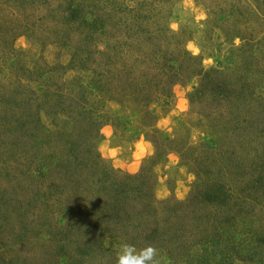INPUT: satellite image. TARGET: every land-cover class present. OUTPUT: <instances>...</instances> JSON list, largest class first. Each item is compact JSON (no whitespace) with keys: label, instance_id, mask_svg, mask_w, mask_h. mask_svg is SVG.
<instances>
[{"label":"rangeland","instance_id":"374dc122","mask_svg":"<svg viewBox=\"0 0 264 264\" xmlns=\"http://www.w3.org/2000/svg\"><path fill=\"white\" fill-rule=\"evenodd\" d=\"M43 1L27 21H46ZM47 2L61 18L74 10L68 47L57 41L66 25L42 28L8 36L21 60L0 62V264H119L125 246L154 249L146 264H264V0ZM132 4L140 18L127 35L144 39L126 50L138 44L158 66L164 51L175 67L165 85H122L112 71L102 93L73 92L90 80L75 73L88 56L68 55L90 36L79 20L125 19ZM45 66L56 86L15 107L11 72L34 81ZM86 95L70 116L72 97Z\"/></svg>","mask_w":264,"mask_h":264},{"label":"trees","instance_id":"16d2710c","mask_svg":"<svg viewBox=\"0 0 264 264\" xmlns=\"http://www.w3.org/2000/svg\"><path fill=\"white\" fill-rule=\"evenodd\" d=\"M40 1L41 0H0V62H3L6 66H8L12 62L14 63L15 60H21L18 58L19 54L17 53V50L14 48L12 43L9 40H7L8 36L9 38H12L11 40H15V38L19 37L21 33L25 34L27 32L29 33V31L39 30V29L42 31V28L47 29L46 31L54 32L52 31L53 27L58 28L60 27V25H66L67 26L66 34L65 35L62 34L61 40H57V41L59 42L62 41L63 45L68 47L67 41L69 39V31H70L69 29L71 30L77 29V26L75 25L74 20L72 19V15L74 16V13H73L74 10H72L73 8L69 5L68 11L66 12L68 13V15L65 13L63 18H61L60 12H58L57 10H54V7L51 4V2H47L48 0H44L43 2H41V4H44L46 1V3H49V5L51 6L49 14L45 16L46 21L40 20L39 17L36 19L34 15L32 17L29 16L28 17L29 21H27L26 18H27L29 9H31L30 6H33L34 10H39L40 8H36V7L38 6V3H40ZM121 10H123L121 14L128 13V15L130 16L127 17V14H126V18L124 19L118 14L112 15L111 12L106 14L105 17H101L98 13L97 14L92 13L90 14L92 16L91 20H89V17L87 16L79 20L78 29L81 31V29L83 30L86 27L89 28L90 36H88V34H85V32L82 31L81 32L82 38L80 40V43L76 45V42H75L74 45L72 44V46L67 48L69 50L68 55L72 58V60H73V56L74 57H77L79 55L88 56L85 59L79 58V60L86 63V64H83L85 68L82 67V69H76L75 73L76 75L79 76V78H85L87 80L89 79L90 80L87 82L86 85H84V87L81 84H77L73 88L72 90L73 92H75L76 89H79L80 91H83L84 94H86L88 91L86 87H91V90H92L91 94L102 93L103 88H101V86L104 84H107L108 86L107 75H109L108 73L112 71L118 72V76H117L118 78L124 77L126 79L125 81L126 83L122 85L127 84V81L129 80V78L131 79L130 86L140 85L141 83V89L145 88L144 86L149 81H150L149 83L153 87L155 85L158 86L160 84L165 85L164 83L167 80H162V79L170 75L171 73L170 71H172L175 68L173 65H171L169 62L165 60V56L167 54L164 51L159 54V58L164 60L165 64H162V66H158L157 63L156 64L154 63L155 61L154 54H151L150 51H144L140 49V47H138V44H137V49L135 51L126 50L131 46L132 42H142L144 38L143 36L138 35V34L134 37L132 36V34L127 35V30H129L128 28L131 29V27L137 26L139 23L138 21H139L140 15L138 11L135 9V6L133 5V8L123 7L121 8ZM76 11H79V10L77 9ZM57 13H59V18L56 16ZM24 15H25V19H24L25 21L17 22L18 18ZM41 19H44V18H41ZM117 28H118V31H117ZM60 33L62 32H59V34ZM119 34L121 36L116 37V35H119ZM106 35H107V39H106L107 41L103 42ZM57 37L58 36H56L55 39H58ZM116 39H118L121 42H118ZM35 41L36 43L39 42V40H35ZM111 41H113L112 45H111ZM89 43L91 44V49L93 50L91 52L86 53L84 46H89ZM128 58H131L132 60L129 63H125V61ZM79 60H75V61L78 62ZM92 60H96L94 65H92V62H91ZM121 62H122V67L120 65ZM69 66L70 64L68 66L61 65V68L68 71L70 70ZM127 66H130L128 68L129 70H131L130 73L128 72ZM151 67H155L157 70V73H153V72L150 73L149 70L151 69ZM21 71L22 70H18L17 72H21ZM23 71L24 73L26 74L28 73L30 75L36 74L31 68L24 69ZM53 71H54V67L45 66V71H43L42 75L38 76V79L34 81H29V79L25 80V79H22L21 77L17 78L16 74H19V73H16L15 74L16 77H15V75L13 74L14 72H11L12 73L11 76L13 80L10 82H11V85H14V87L16 88V90L13 91L14 96L12 97L14 99V102H16V104L14 103L15 104L14 106L16 107L19 105L20 109L22 108V104L20 103L19 98L22 97L23 95L24 96H28V95L36 96L37 94L38 96V93L47 92L44 90L52 89L53 87H55L56 84L54 81V77H52L51 75ZM122 73H123V76H122ZM160 76H162V78ZM131 77H135V79ZM168 78L171 79L170 76ZM32 83H36V86L33 88H32ZM168 83L173 84V85L177 84L175 80L169 81ZM66 88H69V87H66ZM85 88L86 90H84ZM107 92L110 93L109 90ZM57 95L63 96L60 92H58ZM75 97L76 96L72 97L71 104H69L67 107V109L71 108L70 116L73 115L72 113L75 114L77 113V111H80L79 108L82 105H84L85 99L86 101H88L87 98L90 96L86 95L81 98L80 97L75 98ZM3 99L4 98H0V100H3ZM34 100L37 101L35 98ZM25 101L23 105L27 106L26 104L27 102ZM60 105L66 106V102L62 100V104ZM12 108L10 107L9 109H12ZM67 115L69 116V114ZM74 119L77 120L76 118ZM16 123H17L16 125H19L22 122L21 120H18L16 121ZM87 132L89 131L87 130ZM79 143L82 144L83 141L80 140L78 142V145H77L78 147L80 146ZM89 148L90 147L87 148V152L92 151V150H89ZM74 151L76 150L74 149ZM73 158H76V160L77 159L79 160L81 156L79 155L78 157L75 156ZM97 159H99L98 155H97ZM146 172L147 171H144V173L143 172L142 173L145 174ZM209 201H210L209 204L202 207L204 210L210 209L211 204H214L219 200L218 198H216V200L211 199ZM143 203L148 204V202L142 200L141 205H144ZM149 205L150 203L148 204V206ZM151 208L152 207L149 208L148 213L143 210H140V211H142L144 215L147 214V217L149 218L148 214H152ZM157 216L158 215L156 214V218ZM147 217L146 219H148ZM195 218L196 216L189 217L188 220L195 221Z\"/></svg>","mask_w":264,"mask_h":264},{"label":"clouds","instance_id":"9594fccd","mask_svg":"<svg viewBox=\"0 0 264 264\" xmlns=\"http://www.w3.org/2000/svg\"><path fill=\"white\" fill-rule=\"evenodd\" d=\"M115 151H113V155ZM134 249L130 246H125L123 254L120 256L119 264H146L152 260L154 249L148 248L143 250L138 256L134 255Z\"/></svg>","mask_w":264,"mask_h":264}]
</instances>
